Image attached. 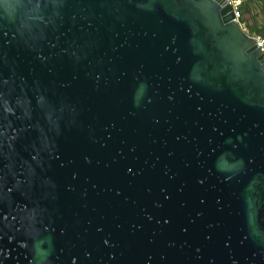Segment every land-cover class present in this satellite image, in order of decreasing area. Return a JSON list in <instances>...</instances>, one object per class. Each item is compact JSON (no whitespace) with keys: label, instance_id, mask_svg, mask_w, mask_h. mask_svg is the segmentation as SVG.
I'll return each instance as SVG.
<instances>
[{"label":"water","instance_id":"95a60500","mask_svg":"<svg viewBox=\"0 0 264 264\" xmlns=\"http://www.w3.org/2000/svg\"><path fill=\"white\" fill-rule=\"evenodd\" d=\"M0 60L26 99L42 82L27 121L105 200L109 264H264V55L228 0H0ZM120 198L168 199L177 249L136 243Z\"/></svg>","mask_w":264,"mask_h":264},{"label":"flooded vegetation","instance_id":"af4514ba","mask_svg":"<svg viewBox=\"0 0 264 264\" xmlns=\"http://www.w3.org/2000/svg\"><path fill=\"white\" fill-rule=\"evenodd\" d=\"M11 71L12 75H6L0 83V264L111 263L115 254L111 250H117L124 241L121 238L115 247L110 244L107 253L105 200L96 210L85 195H73L74 175L68 178L70 183L64 177L57 180V175L65 176L69 164L62 162L47 143L39 144L40 137L47 133L56 138L57 132L52 129L35 133L27 121L33 112L29 107L47 105L43 89L39 90L42 82L38 79L37 95L26 99L18 93V88L26 87L18 82L23 78L19 72L15 75L16 70ZM42 114L45 122H55L50 112ZM119 202V215L132 227L136 243L137 230L143 229L147 233L144 244L148 247L177 249L165 213L171 209L168 199L153 200L151 205L144 206L135 198H120ZM184 232L180 228L179 249L187 245ZM165 257L166 251L160 259Z\"/></svg>","mask_w":264,"mask_h":264},{"label":"trees","instance_id":"16d2710c","mask_svg":"<svg viewBox=\"0 0 264 264\" xmlns=\"http://www.w3.org/2000/svg\"><path fill=\"white\" fill-rule=\"evenodd\" d=\"M239 1H240L239 9L241 12V22L245 23L250 34L259 35V36L264 37V24L259 26L258 23L254 21L251 26H247V22H246L247 20L245 19V16H244V15H249V13L251 12V3L254 0H239ZM261 2L263 3V1ZM263 7H264V3L262 4L260 8H263ZM261 11L263 12V16H264L263 9H261Z\"/></svg>","mask_w":264,"mask_h":264},{"label":"built area","instance_id":"2783aa9c","mask_svg":"<svg viewBox=\"0 0 264 264\" xmlns=\"http://www.w3.org/2000/svg\"><path fill=\"white\" fill-rule=\"evenodd\" d=\"M228 1L232 7L234 21L239 24L240 28L245 33L246 37L252 39L255 43V46L258 47L261 50L262 54L264 55V37L250 34L249 32H247L246 29L243 27L244 25L241 22V12L239 9L240 2L235 0H228Z\"/></svg>","mask_w":264,"mask_h":264},{"label":"rangeland","instance_id":"374dc122","mask_svg":"<svg viewBox=\"0 0 264 264\" xmlns=\"http://www.w3.org/2000/svg\"><path fill=\"white\" fill-rule=\"evenodd\" d=\"M235 1H239V0H235ZM261 1H263L264 3V0H254L251 3V12L249 13V15H244L245 19L247 20L246 21L247 26H251L254 21L258 23L259 26L264 24V16H263V12L261 11V9H263L264 11V7L260 8L263 4ZM242 24L244 25L243 27L246 29V31L249 32L245 23Z\"/></svg>","mask_w":264,"mask_h":264}]
</instances>
